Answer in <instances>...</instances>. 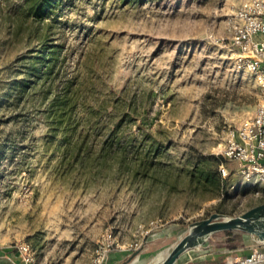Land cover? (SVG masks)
<instances>
[{
    "label": "rangeland",
    "instance_id": "374dc122",
    "mask_svg": "<svg viewBox=\"0 0 264 264\" xmlns=\"http://www.w3.org/2000/svg\"><path fill=\"white\" fill-rule=\"evenodd\" d=\"M39 1L0 0V246L157 264L189 224L261 201L236 162L213 180L261 102L226 24L248 0Z\"/></svg>",
    "mask_w": 264,
    "mask_h": 264
},
{
    "label": "built area",
    "instance_id": "2783aa9c",
    "mask_svg": "<svg viewBox=\"0 0 264 264\" xmlns=\"http://www.w3.org/2000/svg\"><path fill=\"white\" fill-rule=\"evenodd\" d=\"M230 45L237 49L239 68L256 81L261 102L255 114L241 122L226 140L222 157L237 163L235 175L250 186H264V0H248L226 20ZM220 174L229 178L231 172L222 164ZM263 249H255L245 257L227 259L214 264H264ZM16 252L23 264H43L37 261L29 243L22 242Z\"/></svg>",
    "mask_w": 264,
    "mask_h": 264
},
{
    "label": "water",
    "instance_id": "95a60500",
    "mask_svg": "<svg viewBox=\"0 0 264 264\" xmlns=\"http://www.w3.org/2000/svg\"><path fill=\"white\" fill-rule=\"evenodd\" d=\"M223 232L249 234L264 243V205H257L239 215L214 213L189 224L181 238L157 264H176L184 253L206 247L214 235ZM139 253L140 250L134 252L123 264L133 262Z\"/></svg>",
    "mask_w": 264,
    "mask_h": 264
},
{
    "label": "crops",
    "instance_id": "0c3cea01",
    "mask_svg": "<svg viewBox=\"0 0 264 264\" xmlns=\"http://www.w3.org/2000/svg\"><path fill=\"white\" fill-rule=\"evenodd\" d=\"M256 189L258 190L264 189V186L259 185L256 187ZM260 198L261 201L257 203V205H261V204L264 205V197L261 196ZM224 240L225 237H220L216 241L223 242ZM242 240L243 242L241 247L234 250H229L225 247L215 248L214 246L210 245L208 242L207 243L208 246L202 249H194L184 253L178 259L176 264H214L217 262L225 261L227 259L245 257L251 254L255 249H263L262 244L258 242L254 236H251L249 234H243ZM150 256L151 255L149 253L147 254L145 252L140 251L137 257H139V259L141 258L146 259ZM20 259L21 258L18 257L17 252L15 250H12L10 246H4V245L0 246V264H23ZM120 260H121L120 253H111L106 264H123L125 262L124 261L120 263L121 262ZM134 262H136V259H134L133 262H131V264Z\"/></svg>",
    "mask_w": 264,
    "mask_h": 264
},
{
    "label": "trees",
    "instance_id": "16d2710c",
    "mask_svg": "<svg viewBox=\"0 0 264 264\" xmlns=\"http://www.w3.org/2000/svg\"><path fill=\"white\" fill-rule=\"evenodd\" d=\"M57 0H40L38 3L39 5L36 6V11L38 14L44 13L46 9L48 10L51 8ZM135 1H143V0H123L124 3H130V2H135ZM53 59L50 60L52 62ZM50 62L47 63V65L43 66L41 68V74L42 75H47L51 73L53 70V64H50ZM214 169H213V180H214V187L215 190L220 191L224 187L225 181H227L229 178L223 179L220 174V166L222 164L226 165L228 161H226L223 157L214 158ZM228 168V167H227ZM229 169V168H228ZM232 173V171H230ZM221 177V178H220ZM242 235L243 233L240 232H223L219 233L213 236L212 239H210L209 244L214 246L215 248H227L229 250H234L242 245ZM220 237H225V240L223 242H218L216 241Z\"/></svg>",
    "mask_w": 264,
    "mask_h": 264
}]
</instances>
